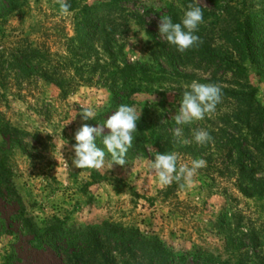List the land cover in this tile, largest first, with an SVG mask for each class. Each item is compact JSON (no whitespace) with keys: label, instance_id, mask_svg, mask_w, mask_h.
<instances>
[{"label":"rangeland","instance_id":"374dc122","mask_svg":"<svg viewBox=\"0 0 264 264\" xmlns=\"http://www.w3.org/2000/svg\"><path fill=\"white\" fill-rule=\"evenodd\" d=\"M235 1L83 0L84 5L92 7L93 15L108 20V26L120 28L111 39L116 43L114 57L103 53L97 57L104 68L103 72L92 75L90 69L85 68L89 61H81L68 69L65 79L79 82L81 75L82 79L92 81L74 87L65 98L60 96L55 86L44 82L39 76L25 79L15 68L9 67L7 75L0 78L4 82V89L0 88V129L9 127L19 132L17 144L8 156V166L26 213L38 229L45 230L55 225L68 233L109 223L137 230L145 236L157 237L176 256L200 254L209 260H206L207 264H217L235 261L224 248V235L216 227L219 220L227 215L234 236H237L234 229L238 223V235L251 230L259 233L264 253V200L246 199L238 192L232 169L220 148L225 144L221 131L244 144L250 141L244 127L224 130L220 120L226 117L230 122L235 121L237 113L233 109L223 107L203 120L177 126L183 132L181 137L173 134L178 139V145L189 144L192 147L189 154L180 152L179 146L173 148L172 151L180 157L178 165L190 164L192 159L202 158L206 161V167L198 170L194 183L183 189L177 183L175 190L160 186L156 178L149 174L147 162L155 157L152 150L148 158H126L128 164L125 166L113 164L109 168V156H106L105 165L99 170L77 169L71 163L74 158V133L82 124L93 120L83 121L80 115L82 109L92 107L97 117L112 105L110 90L105 85L110 81V72L116 67L123 69L125 64L151 63L150 34L153 30L148 25L156 23L155 13L170 10L181 21L189 3L199 6L205 14L204 22L198 29H205L213 45L221 52L230 53L233 47L224 31H232L233 24L227 21L228 24L222 25L217 20L227 5L235 6ZM246 1L253 12L260 11V0ZM59 8L58 0H30L24 14L10 22L5 32L6 46L0 49H23L31 44L49 52L50 56L44 55V59L48 57L47 60L43 63L39 61L42 67L49 64L58 67L66 65V59H71L67 52L68 40L75 38L74 19L72 14L61 15ZM122 10L127 12L122 13ZM135 12L144 17V25H139L133 17L132 13ZM144 13H148V16ZM144 33L148 40L141 38ZM130 35L136 39V43L127 45L126 40ZM261 35L258 40L263 39L260 46L264 48V36ZM95 60L94 56L91 64ZM231 60L235 61L234 58ZM246 68L248 73L243 76V81L257 90V99L264 104V77L258 76L255 69ZM185 73L190 75L189 71ZM210 73L197 72L193 80L203 83L211 78ZM230 77V74L223 76L222 72L217 76L220 83H227ZM193 80L188 83L173 80L153 85L146 93L133 98L135 104L132 107L137 111L142 109L141 114L154 125L167 122L177 125L171 117L178 109L184 86ZM184 128H187L186 133ZM199 128L209 132L212 137L210 142H195L192 132ZM64 140L67 144L61 147ZM0 211L7 218L13 213V208L1 207ZM29 239L23 236L1 238L0 264L1 256L9 249L20 260L15 264H62L61 257L49 249L45 252L32 249L27 244ZM187 263L191 264V260Z\"/></svg>","mask_w":264,"mask_h":264},{"label":"trees","instance_id":"16d2710c","mask_svg":"<svg viewBox=\"0 0 264 264\" xmlns=\"http://www.w3.org/2000/svg\"><path fill=\"white\" fill-rule=\"evenodd\" d=\"M29 1L0 0V48L6 46L5 32L10 22L24 14ZM66 2L70 5L69 11L73 15L75 35V38L68 40L67 52L71 59H66V65L58 67L49 64L48 67L46 65L42 67L43 61L48 59V57L44 59V55L50 56L49 52L31 44L23 49L19 47L0 49V78L7 75L9 67L12 66L25 79L39 76L44 82L55 86L60 91V96L65 98L74 87L92 81L82 79L81 75L79 82L65 79L64 76L69 68L77 66L81 61H89L85 68L90 69L92 75L104 71L97 57L99 53L114 57L116 43L111 39L120 27L108 26L109 21L93 15L92 7L84 5L83 0H66ZM259 3L261 8L256 13L248 7L246 0H236L235 6L227 5L219 16L218 23L225 25L228 21L233 24L232 31H224L233 47L230 53L221 52L215 47L205 29H198L195 33L202 40L198 47L183 53L178 52L175 46L159 36L157 23L164 16L171 17L174 23H179V19L170 10L161 14L155 13L153 16L156 23L148 25L153 30L150 34L151 63L125 64L123 69L116 67L110 72V78L108 77L110 81L105 85H108L110 90L112 105L88 125L95 127L98 123H103L121 104L132 107L135 104L133 98L146 93L153 85H161L173 80L188 83L189 80L194 79L195 73L203 74L211 71V78L202 82L221 86L222 101L217 105L216 110L228 107L237 113L235 121L230 122L226 117L220 120L224 130L233 131L238 127H244L250 136V141L244 144L231 135L227 136L220 132L221 137L225 138V144L220 148L232 169L235 186L246 199L264 200V104L258 101L257 90L243 81V76L248 73L246 66L255 69L258 76L264 77V48L260 46L263 39L258 40L259 35L264 36V0H260ZM126 12L122 10V13ZM132 14L139 25H144L143 16L136 12ZM144 15L148 16V13ZM94 56L96 60L91 64ZM232 58L235 61H232ZM187 71L190 75L185 73ZM219 72L225 77L230 74L227 83H220V79L217 78ZM0 88L4 89L3 81H0ZM175 126L178 125L169 122L164 125H154L147 116L141 114L137 122V131L133 134V146L129 149L126 158H148L151 150L154 152L152 154L156 155V152H171L178 146L180 152L189 154L192 150L191 145H178V139L173 136ZM186 129H183L184 133L187 132ZM0 135L2 137L0 208H13V213L7 218L0 211V239L29 237L27 244L32 249L42 252L49 249L61 257L62 264H188V260H191V264H207L208 259L200 254L176 256L157 237L145 236L137 230H128L109 223L68 233L55 225L45 230L38 229L26 213L24 202L13 183L8 166V156L17 144L19 132L4 127L0 129ZM96 143L98 147L104 148L100 137L96 139ZM104 150L108 156L106 149ZM176 186L173 182L168 188L175 190ZM216 227L224 235V248L230 252L233 261L235 260L217 264H264V253L261 248L263 245L259 233L251 230L247 234L238 235L240 227L238 223L234 229L237 236H234L227 215L219 220ZM1 259L2 264L20 262L12 249L6 251Z\"/></svg>","mask_w":264,"mask_h":264},{"label":"clouds","instance_id":"9594fccd","mask_svg":"<svg viewBox=\"0 0 264 264\" xmlns=\"http://www.w3.org/2000/svg\"><path fill=\"white\" fill-rule=\"evenodd\" d=\"M61 15H70V5L66 0H58ZM204 22L203 12L199 6L192 3L187 5V10L179 23H174L172 18L164 16L159 19L158 32L170 45L175 46L180 53L188 49L198 47L202 40L195 33L199 25ZM141 36V34H140ZM148 36L141 38L144 40ZM125 41V40H124ZM128 44H135L136 39L129 36L126 40ZM128 47V46H127ZM140 55L139 53H137ZM185 90L178 103V109L171 117L177 125H190L194 121L203 120L206 116L215 113L216 107L222 101V88L219 84L200 83L193 80L186 84ZM142 110V109H141ZM141 110L135 107L121 104L103 123H98L95 127L88 124L82 126L74 133L75 144L72 147L74 158L72 165L77 169H95L104 167L106 152L110 157L109 168L113 164L125 166L129 149L133 146L134 133L137 131V122L141 117ZM83 121L94 119L96 112L92 107H84L80 113ZM107 130V134H105ZM174 135L181 137L182 128L174 129ZM196 143L205 144L212 140L211 135L205 129L199 128L192 132ZM100 137L104 148L98 147L96 139ZM67 141L61 147H64ZM138 159H141L138 157ZM180 157L175 151L158 153L153 160L147 162L149 174L156 178L158 184L163 187L177 183L181 189L194 183V177L198 170L206 167V161L202 158L192 159L190 164L180 163ZM65 168L69 166L64 160Z\"/></svg>","mask_w":264,"mask_h":264}]
</instances>
